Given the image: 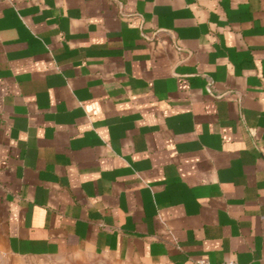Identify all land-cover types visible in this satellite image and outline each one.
I'll use <instances>...</instances> for the list:
<instances>
[{"label": "crops", "instance_id": "0c3cea01", "mask_svg": "<svg viewBox=\"0 0 264 264\" xmlns=\"http://www.w3.org/2000/svg\"><path fill=\"white\" fill-rule=\"evenodd\" d=\"M264 264V0H0V264Z\"/></svg>", "mask_w": 264, "mask_h": 264}, {"label": "rangeland", "instance_id": "374dc122", "mask_svg": "<svg viewBox=\"0 0 264 264\" xmlns=\"http://www.w3.org/2000/svg\"><path fill=\"white\" fill-rule=\"evenodd\" d=\"M85 261H73L72 264H111L109 261L102 257H97V258H85Z\"/></svg>", "mask_w": 264, "mask_h": 264}, {"label": "built area", "instance_id": "2783aa9c", "mask_svg": "<svg viewBox=\"0 0 264 264\" xmlns=\"http://www.w3.org/2000/svg\"><path fill=\"white\" fill-rule=\"evenodd\" d=\"M197 264H211V263H209L206 260H200V261L197 262ZM220 264H238V263L235 262V261H225V262L220 263Z\"/></svg>", "mask_w": 264, "mask_h": 264}]
</instances>
